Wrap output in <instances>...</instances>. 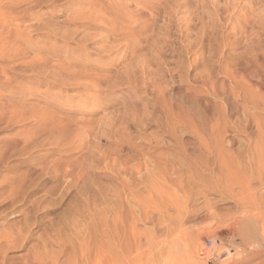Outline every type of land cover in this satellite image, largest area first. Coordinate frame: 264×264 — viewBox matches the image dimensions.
I'll list each match as a JSON object with an SVG mask.
<instances>
[{
    "label": "rangeland",
    "instance_id": "1",
    "mask_svg": "<svg viewBox=\"0 0 264 264\" xmlns=\"http://www.w3.org/2000/svg\"><path fill=\"white\" fill-rule=\"evenodd\" d=\"M254 51L264 55V0H0V264H106L95 248L107 211L136 236L127 259L155 264L172 242L183 252L169 264H258L209 219L178 238L176 217L157 226L136 208L150 180L134 171L145 152L167 158L138 139L156 131L138 122L161 119L157 97L191 111L179 94L192 90L221 110L196 75L221 80L223 63ZM167 159L181 195L199 200L188 168Z\"/></svg>",
    "mask_w": 264,
    "mask_h": 264
},
{
    "label": "bare ground",
    "instance_id": "2",
    "mask_svg": "<svg viewBox=\"0 0 264 264\" xmlns=\"http://www.w3.org/2000/svg\"><path fill=\"white\" fill-rule=\"evenodd\" d=\"M243 57L232 66L221 65L218 75L216 73L221 80L209 72H200L194 79L193 83L204 91L200 94L222 101L221 110L209 100L200 98L201 95L195 97L192 90H187L185 95H179L191 104V111L169 104L160 94L155 104L161 111V119L151 117L148 123L138 122L142 132L147 127L156 129L150 134L144 133L146 136L138 135V139L146 141L149 148L165 150L167 158L188 168L193 183L200 187V198L188 202L182 196L185 195L183 184L170 176L173 172L168 159L153 155L151 151L145 152L134 167L138 177L143 170L150 180L148 196H141L136 208L157 213V226L162 221L175 225L170 217H176L177 238L179 233L182 237L187 236L183 229L185 225L209 219L218 227H226L234 236L239 235L244 242L242 245L247 244L243 249L259 251L255 257L251 256L253 259L261 257L257 263L264 264L261 254L264 252V55L255 53ZM234 116L238 117L235 119ZM152 120L155 125H152ZM177 130L181 136L177 135ZM238 144L242 146L240 150L236 148ZM138 177L135 178L137 182ZM137 185L143 187L144 183ZM109 213H106L109 221L106 220L104 225L105 242L95 248L100 254L104 253L106 264H143L148 261L143 255L126 258L132 251L129 245L136 236L133 231L128 235L121 227L120 217L113 219ZM227 214L233 216L221 219ZM164 230L170 233L169 228ZM155 233L159 235L160 230ZM171 243H167L164 253L158 250L155 264H169L178 259V253L183 249L177 244L179 249L176 246L171 250Z\"/></svg>",
    "mask_w": 264,
    "mask_h": 264
}]
</instances>
